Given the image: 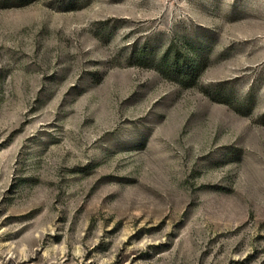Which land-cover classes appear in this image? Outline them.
Returning a JSON list of instances; mask_svg holds the SVG:
<instances>
[{
	"label": "rangeland",
	"instance_id": "374dc122",
	"mask_svg": "<svg viewBox=\"0 0 264 264\" xmlns=\"http://www.w3.org/2000/svg\"><path fill=\"white\" fill-rule=\"evenodd\" d=\"M0 264H264V0H0Z\"/></svg>",
	"mask_w": 264,
	"mask_h": 264
},
{
	"label": "trees",
	"instance_id": "16d2710c",
	"mask_svg": "<svg viewBox=\"0 0 264 264\" xmlns=\"http://www.w3.org/2000/svg\"><path fill=\"white\" fill-rule=\"evenodd\" d=\"M196 58L185 57L179 59L175 54L165 60L167 70L176 77L185 78L195 72L198 68Z\"/></svg>",
	"mask_w": 264,
	"mask_h": 264
}]
</instances>
